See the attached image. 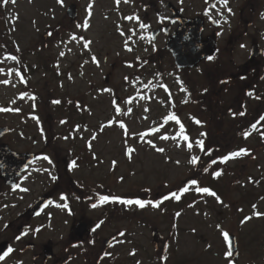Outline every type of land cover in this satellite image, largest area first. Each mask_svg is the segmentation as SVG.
Wrapping results in <instances>:
<instances>
[{
  "label": "flooded vegetation",
  "instance_id": "obj_1",
  "mask_svg": "<svg viewBox=\"0 0 264 264\" xmlns=\"http://www.w3.org/2000/svg\"><path fill=\"white\" fill-rule=\"evenodd\" d=\"M120 1L123 6L119 19L125 20L129 40L135 41L129 48L131 53H138L135 50L138 45L149 50L141 57L143 62L136 61L135 57L136 71L142 72L144 67L151 65L160 68L169 61V65H174L184 76L179 92H165L171 104L169 116L183 117L187 121V129L195 131L196 128H204L206 115L213 114L218 120L234 111L233 121L237 126L243 123V129H248L247 133L256 144L264 143V0H228L227 6L220 0ZM71 4L76 5L78 12L77 18L71 21L76 23L73 28L77 27L81 46L78 53L82 60L88 20L80 16L83 8L80 0ZM113 8L105 9L106 28L111 26V20L116 25L114 9L117 7ZM198 23L203 27L201 37L209 38L214 43L215 52L194 68H178L172 52L167 48L168 43L183 29L186 41L189 40ZM70 28H63L57 32L58 36L53 28L47 31L46 45L50 56L46 63L53 67L49 72L55 77L69 75L70 70L64 69L62 64L68 48L65 45L60 48L59 44L60 36L68 34ZM33 66L32 70L39 66L46 67L42 64ZM27 70L29 68L19 60L15 70L11 67L2 74L7 76L6 84L17 77L20 86L32 89L33 93L23 90L14 96L13 101L18 97L20 99L15 110L11 108L10 101L7 104V127L10 129L7 137L11 139V149L31 153L35 160L27 162L15 184L3 179L0 168V257H3L0 264H222L218 260L204 261L198 252L195 256L185 254L182 244L173 238V233L177 234L181 229L174 223L166 228L162 227L164 224L156 222V225L153 222L149 230L151 236L144 234L148 230L138 231L136 221L140 219L136 217L133 204H125V210L119 202L122 199H115L116 191L111 185L98 190V183L94 186L87 178L81 177V168H86L83 170L92 174L98 158L93 153L81 156L69 148L64 152L66 144L75 143L74 137L79 139L78 130L83 125L75 118L76 114L84 113L81 102L57 97L55 93H38L36 87L30 86ZM206 78L210 83L204 86ZM17 80L15 84L18 85ZM152 85L147 84L139 89L141 95L146 90H152ZM28 97L32 99L31 108L26 105ZM33 129L35 132L32 133ZM202 140L205 150L209 146L208 139ZM85 145L90 151L93 149L90 141ZM218 145L220 149L227 147L228 143ZM195 150L201 151L200 146H196ZM160 193L156 192L151 200L141 198L146 202L159 203L164 198ZM103 196L110 198L104 204L101 200ZM41 198L47 199V204L35 214L31 207ZM59 199L61 205L54 207L53 203ZM125 200L134 201V195L130 194ZM93 203L106 206L105 215L100 218L85 217V206ZM164 206L165 202L161 207ZM118 210L126 214L118 215ZM62 213L65 214L64 221L60 219ZM174 214L168 213V216ZM44 215L48 216L44 222L51 231V236L45 241L39 240V228L44 222L35 223ZM141 215L144 219L149 217ZM164 215L166 213L162 212L157 216L162 220ZM8 218L10 220L7 221ZM224 241L225 252H231L229 239ZM236 241L238 252L228 255L227 264H243L238 261L240 242L237 236Z\"/></svg>",
  "mask_w": 264,
  "mask_h": 264
},
{
  "label": "rangeland",
  "instance_id": "obj_2",
  "mask_svg": "<svg viewBox=\"0 0 264 264\" xmlns=\"http://www.w3.org/2000/svg\"><path fill=\"white\" fill-rule=\"evenodd\" d=\"M74 1L15 0L12 3L8 0L4 4L0 0V108L9 109L7 104L10 101L11 108L15 110L20 99L18 97L13 101L14 96L23 90L33 93L30 87L20 86L15 75L10 84L5 83L7 76H2L11 67L15 70L21 60L23 66L29 68L30 86L36 87L38 93H55L57 97L81 102L84 113L76 114L75 118L83 125L78 130L79 139L74 137L75 143L66 144L64 152L69 148L81 156L98 155L97 167L92 174L83 170L86 168H81L80 176L87 178L94 186L98 183V190L111 185L118 199L125 200L133 194L135 200L144 201L143 208L133 204L136 217L141 221H136L138 231L148 230L144 234L150 235L149 230L156 222L164 224L162 227L166 228L174 223L181 229L175 230L177 234L173 233V238L182 244L185 254L195 256L199 253L204 261L218 260L222 264H227L228 260L222 233H233L240 242L238 261L243 264H264V143L256 144L247 133L248 129H243V123L237 126L233 121L234 111L220 117L221 120L215 121L216 118H213V122L208 121L213 114L206 115L204 128H196L195 131L187 129V121L183 117L178 118L179 124L168 120L171 104L165 92H179L184 76L174 65L171 67L169 61L160 68L151 65L144 67L142 72L136 71L135 57L136 61H142L141 57L149 50L142 48V45L135 49L137 54L129 50L135 41L129 40L125 20L119 19L123 6L121 1L119 4L117 0H80L83 5L80 16L88 20L85 38L90 43L83 49L84 58L79 59L81 46L77 27L73 28L76 23L66 13ZM110 6L119 7L117 10L113 8L116 11V25L111 20V26L106 28L105 9ZM66 27L71 28L68 34L62 33L64 35L60 36L59 46L68 48L62 64L64 69L70 71L68 76L55 77L49 72L53 67L46 63L50 56L46 45L47 31L53 28L58 36L57 32ZM73 36L77 39L73 40ZM33 64H42L47 70L42 66L32 70ZM106 76L108 81L105 80ZM16 80L18 85L15 84ZM206 80L210 83L209 79ZM147 84H153L152 90H146L141 95L139 89ZM26 105L31 108V98L26 99ZM8 114V111L0 112V127L7 126ZM120 123L125 128H121ZM181 125L187 140L183 139ZM31 132H35L34 129ZM164 136L168 139H163ZM203 138L208 139V145H216L210 149L212 155L209 160L218 156L224 164L223 156L241 153L235 156L236 161L228 162V176H233L232 180L219 181L224 192L214 190L207 182L198 185L201 170L197 167L198 160L193 164L191 159L202 154L195 147H199L197 141ZM215 139L217 142L212 144L210 140ZM10 141L7 135L1 140L9 145ZM89 141L93 145L91 151L85 145ZM39 143L41 145L40 139ZM189 143L193 145L191 150L187 147ZM220 143H228V146L218 149ZM157 148L164 151L158 152ZM210 150H204V153L209 155ZM242 150L247 152L243 154ZM192 181L198 183L193 184ZM199 188L215 192L222 203L216 197L198 191ZM156 192H161L164 197L159 203L146 202L141 198L151 200ZM173 193L177 195L174 197ZM60 202V199L55 201L53 206L61 205ZM164 202L166 207L162 208ZM123 207L125 209L127 206L123 204ZM106 210V206L93 203L85 206L84 215L100 218ZM117 212L118 215L126 214L122 210ZM162 212L166 215L161 220L157 215ZM168 213L175 214L171 217ZM256 213L262 215L257 216ZM141 214L149 217L144 219ZM47 218V215L39 217L35 223L44 222ZM64 218L65 214L62 213L60 219L64 221ZM39 230V240L49 239L51 231L46 222Z\"/></svg>",
  "mask_w": 264,
  "mask_h": 264
},
{
  "label": "water",
  "instance_id": "obj_3",
  "mask_svg": "<svg viewBox=\"0 0 264 264\" xmlns=\"http://www.w3.org/2000/svg\"><path fill=\"white\" fill-rule=\"evenodd\" d=\"M68 16L72 19L77 17V9L75 5H70L67 10ZM203 27L198 23L197 28H194V32L189 36V40L186 41V32L184 29L173 36L168 43L167 48L172 52L173 58L178 68H194L199 63L207 58H210L215 52V46L209 38L201 37ZM108 81V78L107 80ZM119 101V98H117ZM9 133V129L5 126L0 127V139ZM35 160V156L31 153H19L9 148L7 144L0 143V168L3 170V179L9 184H15L16 178L24 170L27 162ZM47 204V199L41 198L35 203L31 210L37 214L41 208ZM230 251L236 252L237 241L235 238L229 237ZM8 246L4 249V251ZM3 251V252H4ZM237 254V253H236Z\"/></svg>",
  "mask_w": 264,
  "mask_h": 264
},
{
  "label": "snow or ice",
  "instance_id": "obj_4",
  "mask_svg": "<svg viewBox=\"0 0 264 264\" xmlns=\"http://www.w3.org/2000/svg\"><path fill=\"white\" fill-rule=\"evenodd\" d=\"M11 2H12V3H15V0H11ZM59 2L62 3L63 0H59ZM119 2H120V0H117V3H119ZM124 2H128V0H124ZM220 2L223 3L225 6H227L228 0H220ZM3 3H4V4H7V3H8V0H3ZM230 11H231V9H229V12H230ZM127 19H132V17H127ZM141 27L146 28V27H148V26H147V25H141ZM141 38H143V37H141ZM72 39L75 40V39H77V37L73 36ZM89 43H90V42H85L84 46L87 47ZM242 47H243V45H242ZM129 50H131V49H129ZM12 59H15V57H12ZM93 60H95V57H93ZM97 63H98V61H97ZM5 83H7V81H5ZM57 103H59V101H57ZM116 110H117V112L120 111L119 108H117ZM7 111H9V109H7V108H0V112H7ZM241 114H243V113H241ZM167 119H168V120H173V121H175L177 124L180 123L179 119H178L175 115L168 116ZM197 123H199V122H197ZM120 127H121V128H125V125H124L123 123H120ZM180 131H181V133H182L183 139L187 140V139H188L187 135H183V133H184L183 125L180 126ZM246 135H247V134H246ZM162 138H163V139H168L167 136H164V137H162ZM197 143L199 144V146H200V148H201V151H203V150H204V148H203V141H202V140H201V141H197ZM192 146H193L192 143H189V144L187 145V147H188L189 150H191ZM153 147H155V145H153ZM156 150H157L158 152H163V151H164L163 148H157ZM242 151L245 152V153L247 152V150H242ZM240 154H241V153H232L231 156H226V157H224V160L226 161V160H228V159H230V158H232V157H234V156L240 155ZM44 159H48V158H47V157H44ZM191 163L196 164V163H197V158H196V157H192V159H191ZM220 174H221V173L216 172V176H219ZM192 183H193V184H196V183H198V182H197V181H192ZM185 191H187V189H185ZM198 191H200V192H202V193H208L209 195L216 197L217 200L219 201V197L217 196V194H216L215 192L210 191L208 188H199ZM172 195L175 197L177 194H176V193H173ZM109 199H110V198H109L108 196H103V197H101V200H102L103 202H108ZM115 199H118V198H115ZM119 202L122 203V204H137V205H139L141 208H143V207L145 206L144 201H141V200H135V201H133V200H119ZM219 202L222 203V201H219ZM58 206H59V205H58ZM95 206H96V205L94 204L93 207H95ZM153 206H154V207H158V205H153ZM256 215L259 216V215H262V214H261V213H256ZM251 218H252V217H248V219H251ZM222 235H223V237H224L225 240H228V239H229V234H228L227 232H223ZM8 251L11 252L12 249L9 248ZM228 255L231 256L232 253H231V252H228ZM0 259H3V257H0Z\"/></svg>",
  "mask_w": 264,
  "mask_h": 264
},
{
  "label": "trees",
  "instance_id": "obj_5",
  "mask_svg": "<svg viewBox=\"0 0 264 264\" xmlns=\"http://www.w3.org/2000/svg\"><path fill=\"white\" fill-rule=\"evenodd\" d=\"M206 79H204L205 81H203L204 86L209 84L208 80ZM213 118L215 117L214 116L208 117V121L213 122ZM216 120L217 118L215 119V121ZM210 139H214V138L210 137ZM216 140L217 139L210 140V141L212 143H215L217 142ZM206 154L207 153L203 152L202 155H200L199 157L200 159L198 158L197 167L201 170L200 175L198 176V179L200 181L198 185H200L201 182H203L204 184H206L207 182V184L211 186V188H213L214 190L224 192L223 186L220 185L219 181L223 179L224 182H228V180H232L233 176H228V169H227L228 167H226L225 164H223L220 157L215 156L213 160H209L210 155H212V151L209 152V155L208 154L206 155ZM216 172H219L221 174L219 176H216ZM214 176H216L215 179H214Z\"/></svg>",
  "mask_w": 264,
  "mask_h": 264
}]
</instances>
